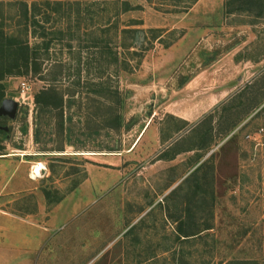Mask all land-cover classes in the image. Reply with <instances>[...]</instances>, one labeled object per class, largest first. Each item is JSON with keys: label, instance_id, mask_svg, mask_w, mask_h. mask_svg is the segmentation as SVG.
I'll use <instances>...</instances> for the list:
<instances>
[{"label": "rangeland", "instance_id": "1", "mask_svg": "<svg viewBox=\"0 0 264 264\" xmlns=\"http://www.w3.org/2000/svg\"><path fill=\"white\" fill-rule=\"evenodd\" d=\"M12 1L6 33L20 24ZM62 1L72 18L45 24L62 34L40 69L0 81L18 102L0 119V264H264V14ZM92 36L116 65L96 60ZM100 72L113 95L94 93ZM50 85L62 107L39 114Z\"/></svg>", "mask_w": 264, "mask_h": 264}, {"label": "trees", "instance_id": "2", "mask_svg": "<svg viewBox=\"0 0 264 264\" xmlns=\"http://www.w3.org/2000/svg\"><path fill=\"white\" fill-rule=\"evenodd\" d=\"M194 1L195 0H191V2ZM191 2L189 1V3ZM9 4L14 7L15 17L18 19L20 24L18 25V30L11 33H6L3 27H0V81L7 75L21 73L23 69L28 70L31 66L34 71L40 69L39 60L48 57L51 42L53 39L57 38V36H61L62 34L61 29H58L55 32H47L45 24L50 22L58 23L62 21H70L73 12L72 4L62 0H34L30 4L25 0H13L12 2H9ZM114 4L117 6L115 15L137 9L139 7L132 5L130 0H115ZM243 4L253 5L257 10L256 15L258 16H262L264 14V0H227L225 2L226 12L232 13V11L235 10H243L245 9ZM76 6V20L79 23L81 9L79 3H77ZM1 19L2 14H0V20ZM132 23H134V21ZM68 29L70 30V28ZM136 32L137 30L135 28L126 27L122 29V33L125 34ZM48 34H52V37H48ZM30 35L32 37L39 38L40 41L38 43H34L33 45L30 44L28 41ZM71 37L73 38V34ZM135 37L136 36L134 35L133 39ZM89 41L90 45L97 49L96 60L99 61V63L103 62L105 65L113 63L116 65L118 63V58L116 56H113L112 60H109V58L106 57L109 45L105 39L99 36H92ZM133 45V42L129 44L124 43L123 47L130 49ZM41 50L45 53L42 54ZM101 76L102 73L100 72L97 76L98 80L93 82V86L95 87L94 93L97 96L104 97L113 95L111 94L112 91L108 89L107 83L102 80ZM3 92V85L0 82V103L4 97ZM34 100L38 113L44 114L49 110L60 109L62 107L63 94L59 92L54 85H50L49 87L40 90L35 95ZM45 194L47 196L48 192L46 191ZM209 228L210 227H205L204 230ZM178 231L180 232V236L189 237L197 235L203 230L193 233H188L184 230Z\"/></svg>", "mask_w": 264, "mask_h": 264}, {"label": "water", "instance_id": "3", "mask_svg": "<svg viewBox=\"0 0 264 264\" xmlns=\"http://www.w3.org/2000/svg\"><path fill=\"white\" fill-rule=\"evenodd\" d=\"M18 109V102L15 100L4 98L0 104V116L15 117Z\"/></svg>", "mask_w": 264, "mask_h": 264}, {"label": "crops", "instance_id": "4", "mask_svg": "<svg viewBox=\"0 0 264 264\" xmlns=\"http://www.w3.org/2000/svg\"><path fill=\"white\" fill-rule=\"evenodd\" d=\"M179 117H180V119H182V120H184V119H185V116H182V115H181V116H179Z\"/></svg>", "mask_w": 264, "mask_h": 264}, {"label": "bare ground", "instance_id": "5", "mask_svg": "<svg viewBox=\"0 0 264 264\" xmlns=\"http://www.w3.org/2000/svg\"><path fill=\"white\" fill-rule=\"evenodd\" d=\"M38 170L36 169V170H34V172H37Z\"/></svg>", "mask_w": 264, "mask_h": 264}, {"label": "flooded vegetation", "instance_id": "6", "mask_svg": "<svg viewBox=\"0 0 264 264\" xmlns=\"http://www.w3.org/2000/svg\"><path fill=\"white\" fill-rule=\"evenodd\" d=\"M0 104H1V103H0ZM2 116H4V115H2ZM2 116H0V119H1Z\"/></svg>", "mask_w": 264, "mask_h": 264}]
</instances>
